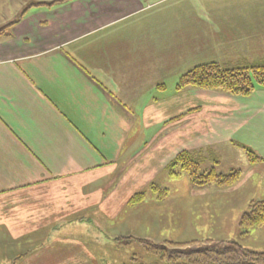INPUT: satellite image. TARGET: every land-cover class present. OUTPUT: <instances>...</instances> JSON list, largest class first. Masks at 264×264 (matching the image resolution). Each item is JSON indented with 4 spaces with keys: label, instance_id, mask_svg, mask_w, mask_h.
Here are the masks:
<instances>
[{
    "label": "crops",
    "instance_id": "1",
    "mask_svg": "<svg viewBox=\"0 0 264 264\" xmlns=\"http://www.w3.org/2000/svg\"><path fill=\"white\" fill-rule=\"evenodd\" d=\"M153 2L75 0L33 9L13 26L10 38L1 39V233L10 227H58L59 211L77 208L76 214L89 215L91 194L93 208L105 211V179L125 153L137 149L138 120L148 126L155 108L174 98L169 80H163L169 67L178 64V54L171 58L166 34L161 48L154 46L153 18L143 16ZM161 83L164 88L156 89ZM240 100L264 104V87ZM257 114L264 115V109ZM241 141L263 153V127L254 120ZM158 142L144 152L154 157ZM144 152L128 157L122 169L136 166ZM244 176L243 185L261 175ZM257 196L264 201V192ZM250 199L235 202L229 212L236 216L225 218L222 227H238ZM162 204L143 202L140 206L149 207L142 214H151L145 221ZM163 227H170L168 220ZM243 233L240 245L264 252V222Z\"/></svg>",
    "mask_w": 264,
    "mask_h": 264
},
{
    "label": "rangeland",
    "instance_id": "2",
    "mask_svg": "<svg viewBox=\"0 0 264 264\" xmlns=\"http://www.w3.org/2000/svg\"><path fill=\"white\" fill-rule=\"evenodd\" d=\"M153 1L143 16L153 18L154 46L161 48L160 40L166 34L171 58L178 54L174 60L178 64L169 67L163 80H169L168 90L174 98L155 108L148 126L146 120H138L137 149L125 153L105 179V211L93 208L96 201L91 194L89 215L76 214L77 208L72 213L59 211L58 227H10V232H0V264H154L157 258L145 252L142 240L155 245L209 241L239 244L237 239H243V231L249 228L239 226L244 213L239 215L238 227H222L225 218L236 216L229 210L247 196L253 199L246 203V212L252 203L264 204L257 196L264 192V152L254 151L241 141L254 120L264 129V115L257 114L264 104L240 100L252 94L237 97L220 91L177 88L182 77L199 67L239 62L255 65L264 60V0ZM66 3L0 0V41L10 38L13 26L31 10ZM161 87L162 83L155 88ZM157 140L159 149L154 157L144 152ZM141 151L142 159L133 162L136 166L122 169L128 157ZM247 172L261 176L243 185ZM191 174L212 175V179L197 186L192 184ZM228 176H232L230 183H222ZM145 201L163 202L162 209L151 210L153 217L147 222L143 217L151 214L142 213L149 205L140 206ZM167 220L170 227H163ZM76 225L86 227H71ZM251 241L257 245V238Z\"/></svg>",
    "mask_w": 264,
    "mask_h": 264
},
{
    "label": "trees",
    "instance_id": "3",
    "mask_svg": "<svg viewBox=\"0 0 264 264\" xmlns=\"http://www.w3.org/2000/svg\"><path fill=\"white\" fill-rule=\"evenodd\" d=\"M25 12L26 10L23 14ZM187 87L220 91L237 97L250 96L256 88L264 87V60L255 65L239 62L232 66L196 68L182 77L177 85L178 90ZM181 169L185 171L183 166ZM192 175H190L191 182L197 186L207 184L212 179V175L202 177ZM231 179L232 176L225 177L222 183L229 184ZM263 222L264 204L252 203L249 211L242 215L239 226L247 229ZM140 243L147 254L156 256L157 261L154 264H264V253L251 252L232 242L209 241L200 245L196 243L155 245L150 241L142 240Z\"/></svg>",
    "mask_w": 264,
    "mask_h": 264
}]
</instances>
